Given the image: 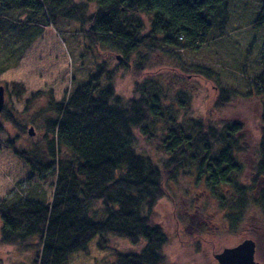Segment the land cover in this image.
<instances>
[{
    "label": "trees",
    "instance_id": "1",
    "mask_svg": "<svg viewBox=\"0 0 264 264\" xmlns=\"http://www.w3.org/2000/svg\"><path fill=\"white\" fill-rule=\"evenodd\" d=\"M232 1L0 0L1 50L5 53L3 62H7L0 74L13 63V57L16 65L43 28L55 27L58 19L80 23L92 45L117 50L123 64L143 48L197 51L210 37L227 36ZM259 1L262 9L252 27L264 29V0ZM261 56L264 64V48ZM142 64L137 61L136 70L141 71ZM104 67L102 63L97 74L56 106L58 117L50 128L56 165L51 202L31 195L0 201V246L34 251L33 264H67L73 254L85 252L96 238L144 243L139 253L117 252L113 263L99 264H167V237L155 223L154 214L163 182L194 170L197 182H204L221 201L225 198L219 196L220 187H239L243 154L239 123L216 128L209 119L190 117L189 96L168 102L161 85L155 80L141 83L140 74L135 75V97L123 101L112 84L100 88ZM197 69L199 75L209 78L204 73L209 68ZM250 84L258 94H264V68ZM220 97L223 103L229 94L221 89ZM5 119L17 125L12 114L6 113ZM137 134L148 141L160 138L158 149L168 156L163 170L138 151ZM61 150L69 157L56 161ZM17 154L33 169L40 168L34 155L25 151ZM258 156L255 175L259 179L264 178V131ZM238 193L244 197L239 201L242 209H238L244 211L249 204L246 193L242 188ZM257 202L255 206L264 214V192Z\"/></svg>",
    "mask_w": 264,
    "mask_h": 264
},
{
    "label": "rangeland",
    "instance_id": "2",
    "mask_svg": "<svg viewBox=\"0 0 264 264\" xmlns=\"http://www.w3.org/2000/svg\"><path fill=\"white\" fill-rule=\"evenodd\" d=\"M261 9L259 0H233L226 37H210L197 51L143 48L125 64L117 50L92 45L80 23L58 19L55 27L45 26L16 65L13 57V63L0 74V87L4 89L0 113V201L31 195L51 202L56 165L50 149V128L58 117L56 106L97 74L103 63L100 88L112 84L116 96L123 101L135 97L136 76L140 74L141 83L157 81L168 102L189 96L190 117L209 119L216 128L239 123L243 130L239 138L243 152L239 187H220L219 196L225 200L214 197L204 182H197L194 170L181 174L177 180L163 182V194L154 214L155 223L167 237V264H218L216 255L247 239L256 243L255 260L264 264V214L255 206V200L259 203L264 192V178L255 175L258 144L264 131V94H258L250 84L264 68V29L252 27ZM141 19L147 23L145 17ZM2 42L0 69L7 65L3 62ZM137 61L143 63L141 71L136 70ZM197 66L209 68L211 71L204 72L209 78L199 75ZM221 89L229 94L223 103L219 102ZM6 113L14 116L17 125L6 121ZM159 139L148 141L137 134L138 151L150 156L163 170L168 156L158 149ZM22 151L34 155L40 168L30 167L17 154ZM56 156V161H60L69 154L61 150ZM241 188L249 203L244 211L238 209L244 198L237 194ZM143 247L144 243L132 245L124 239L108 238L102 242L96 238L85 252L73 254L67 264L113 263L117 252L139 253ZM34 259V251L0 246V264H33Z\"/></svg>",
    "mask_w": 264,
    "mask_h": 264
},
{
    "label": "water",
    "instance_id": "3",
    "mask_svg": "<svg viewBox=\"0 0 264 264\" xmlns=\"http://www.w3.org/2000/svg\"><path fill=\"white\" fill-rule=\"evenodd\" d=\"M4 106V89L0 87V113ZM29 135H33L32 129ZM256 243L247 239L233 248H226L215 256L218 264H261L255 260Z\"/></svg>",
    "mask_w": 264,
    "mask_h": 264
}]
</instances>
